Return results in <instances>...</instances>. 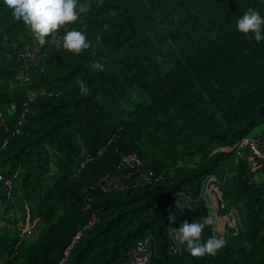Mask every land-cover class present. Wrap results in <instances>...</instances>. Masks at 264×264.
<instances>
[{
    "label": "trees",
    "instance_id": "1",
    "mask_svg": "<svg viewBox=\"0 0 264 264\" xmlns=\"http://www.w3.org/2000/svg\"><path fill=\"white\" fill-rule=\"evenodd\" d=\"M80 2L87 12L55 30L85 31L92 43L79 53L57 48L55 31L40 45L0 11V264H56L92 213L97 222L65 264H124L147 236L156 244L150 264H264V181L245 157L223 151L264 123V40L235 27L249 7L264 15V0ZM4 127L12 135L2 147ZM129 153L160 178L134 187L117 170ZM228 172L223 199L242 207L245 231L214 255L171 254L170 196L196 200L205 177ZM14 173L10 200L2 179ZM210 232L206 225L202 238Z\"/></svg>",
    "mask_w": 264,
    "mask_h": 264
},
{
    "label": "built area",
    "instance_id": "2",
    "mask_svg": "<svg viewBox=\"0 0 264 264\" xmlns=\"http://www.w3.org/2000/svg\"><path fill=\"white\" fill-rule=\"evenodd\" d=\"M34 52L26 53L27 56L33 58ZM26 110H24L22 117ZM5 132L8 133L2 147H5L9 141L12 132L5 128ZM17 132V130H15ZM246 149L247 154L242 153V149ZM105 147L101 148L99 153L103 152ZM236 151L238 158L245 160L248 163L250 170L258 171L264 170V138L260 135H248L241 138L233 146L226 147L223 149L225 152ZM245 152V151H244ZM92 157L88 156L84 161L80 163V168L85 165L86 162L91 161ZM143 162L136 153L120 154L117 170H125L127 173L123 177L127 181H131L134 187L137 185H145L151 183L153 179V172L142 169ZM231 173H226L222 179H218L214 175H209L202 180L200 185V191L195 199L191 198L184 192H177L170 196L169 201L165 209V226L166 235L169 241V252L173 255H179L184 251H187L185 245L180 243L178 240L173 238L172 228H178L184 220L192 222L193 220L199 219L198 211L196 210V201H201L205 209V217H211L213 223L208 225L212 235L219 236L225 239L227 233V226H230L232 236L245 231V221L243 217V209L236 208L235 206H228L227 202L223 199L221 188L223 187L226 180L231 176ZM16 178V173L10 178H4L3 180V192L6 198H12V181ZM128 184L120 185L115 182L113 184L114 189H122L123 187L128 188ZM91 189V188H90ZM101 189L105 192L108 188L101 186ZM90 203L91 198L87 199ZM174 217V218H171ZM97 222V216L92 213L87 224L82 226L77 233L72 237L70 243L63 251L62 257L56 264H65L70 254V250L77 243L78 239L82 235V232L94 225ZM22 234H24L22 232ZM142 244V247H141ZM156 254V244L152 236H147L145 239L138 241L136 247L129 253L128 259L124 264H150L152 257Z\"/></svg>",
    "mask_w": 264,
    "mask_h": 264
},
{
    "label": "clouds",
    "instance_id": "3",
    "mask_svg": "<svg viewBox=\"0 0 264 264\" xmlns=\"http://www.w3.org/2000/svg\"><path fill=\"white\" fill-rule=\"evenodd\" d=\"M3 10L10 12L14 21L26 26L36 42L44 45L50 33L68 22L78 21L81 14L87 12L88 5L81 3L80 0H0V11ZM235 27L242 33H251L256 41L264 40V15L255 8L249 7L244 11L237 18ZM96 39H100L99 34ZM52 40L57 48H63L72 53H79L89 48L92 43L85 31L75 27L67 28L59 36L53 35ZM92 66L101 70L104 68L99 60L93 61ZM79 88L81 93H87L89 90L83 80L79 81ZM171 218L174 217L170 216ZM212 223L211 217L196 219L192 222L184 220L178 228H172L173 238L184 244L186 250L193 256L214 255L225 241L215 235L202 238L203 229Z\"/></svg>",
    "mask_w": 264,
    "mask_h": 264
},
{
    "label": "rangeland",
    "instance_id": "4",
    "mask_svg": "<svg viewBox=\"0 0 264 264\" xmlns=\"http://www.w3.org/2000/svg\"><path fill=\"white\" fill-rule=\"evenodd\" d=\"M53 34H54V33H53ZM55 34H56V31H55ZM56 35H57V34H56ZM46 44H47V45H50V43H49V38L46 39ZM46 44H44V45H46ZM262 176H264V175L262 174ZM40 222H41V221H39V220H35V222H33V224H31V225L27 226L26 228H24V229L22 230V232L24 233V235L30 234V233L33 231V229H34V228H35ZM226 229H227L228 231H227V233H226V235H225V238H228V236L232 233L233 229H232L230 226H227Z\"/></svg>",
    "mask_w": 264,
    "mask_h": 264
},
{
    "label": "crops",
    "instance_id": "5",
    "mask_svg": "<svg viewBox=\"0 0 264 264\" xmlns=\"http://www.w3.org/2000/svg\"><path fill=\"white\" fill-rule=\"evenodd\" d=\"M257 134H259L261 137H263L264 138V123L261 125V126H259V128L257 129ZM259 171V173H257V174H255V177H254V179L256 180V181H264V176H262V174L264 175V171H261V170H258ZM259 176H260V178H259ZM12 177V175L10 176V178ZM7 178H9V177H7ZM12 184H13V181H12Z\"/></svg>",
    "mask_w": 264,
    "mask_h": 264
},
{
    "label": "bare ground",
    "instance_id": "6",
    "mask_svg": "<svg viewBox=\"0 0 264 264\" xmlns=\"http://www.w3.org/2000/svg\"><path fill=\"white\" fill-rule=\"evenodd\" d=\"M234 156V155H233ZM239 171V170H238ZM259 173V172H258ZM224 176V175H223ZM157 177V176H156ZM251 177V176H250ZM259 178H260V176H259ZM133 180V179H132ZM260 181V180H259ZM174 193V192H173ZM199 203V202H198ZM15 210V209H14ZM246 211V210H245ZM19 222V221H18ZM16 228V227H15ZM164 229H165V227H164ZM211 233V232H210ZM168 241V240H167ZM171 256V255H170Z\"/></svg>",
    "mask_w": 264,
    "mask_h": 264
}]
</instances>
